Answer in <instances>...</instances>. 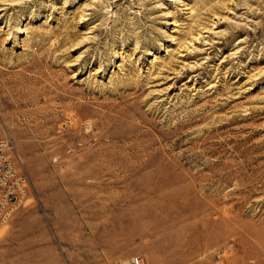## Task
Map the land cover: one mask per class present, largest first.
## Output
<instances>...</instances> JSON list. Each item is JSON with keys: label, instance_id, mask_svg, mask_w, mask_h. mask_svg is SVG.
<instances>
[{"label": "rangeland", "instance_id": "rangeland-1", "mask_svg": "<svg viewBox=\"0 0 264 264\" xmlns=\"http://www.w3.org/2000/svg\"><path fill=\"white\" fill-rule=\"evenodd\" d=\"M9 139L0 264H264V0H0Z\"/></svg>", "mask_w": 264, "mask_h": 264}, {"label": "built area", "instance_id": "built-area-1", "mask_svg": "<svg viewBox=\"0 0 264 264\" xmlns=\"http://www.w3.org/2000/svg\"><path fill=\"white\" fill-rule=\"evenodd\" d=\"M13 142L0 140V225L7 223L23 205L28 193L27 176L15 162ZM126 264H145L141 257H133Z\"/></svg>", "mask_w": 264, "mask_h": 264}]
</instances>
